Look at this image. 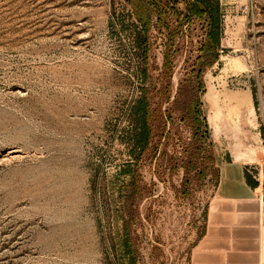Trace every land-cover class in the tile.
I'll return each instance as SVG.
<instances>
[{"label": "rangeland", "instance_id": "rangeland-1", "mask_svg": "<svg viewBox=\"0 0 264 264\" xmlns=\"http://www.w3.org/2000/svg\"><path fill=\"white\" fill-rule=\"evenodd\" d=\"M221 8L224 35L204 75V111L217 158L227 150L260 156L246 168L264 189V0H221ZM114 12L132 8L126 0H0V264H108L102 185L124 159L114 127L140 86ZM151 37L159 90L164 36ZM191 40L192 53L181 49L175 60L173 95L197 57L198 23L179 44ZM172 106L167 152L178 157L191 133ZM166 166L141 170L140 264H190L219 187L221 173L209 170L184 197L183 171L171 176Z\"/></svg>", "mask_w": 264, "mask_h": 264}, {"label": "trees", "instance_id": "trees-1", "mask_svg": "<svg viewBox=\"0 0 264 264\" xmlns=\"http://www.w3.org/2000/svg\"><path fill=\"white\" fill-rule=\"evenodd\" d=\"M126 1L131 5L132 12H114L113 17L117 19L121 32L126 33L130 40L137 62L135 75L140 80V86L137 96L123 109L119 128L114 127L124 148V159L114 165L115 172L105 174L102 185L108 264H140V205L148 197V190L142 185L141 170L145 165L156 167L162 160L171 176L183 171L180 191L184 197L189 195V186L197 176L202 177L209 170L220 175V159L211 139L202 98L206 92L205 72L220 58L224 35L221 0ZM196 23L202 34V40L196 44L197 57L192 65L185 68L190 72L179 81L173 95L172 79L177 55L184 49L187 56L195 47L192 40L182 47L179 38L186 32L191 34ZM153 31L164 36L161 68L164 85L159 90L152 80L149 65L150 54L154 50L151 42ZM171 104L179 105L178 119L191 133L189 140L182 142V152L178 157L169 156L167 152L168 142L176 134L172 129L177 125L173 106L169 107ZM245 177L250 187L259 186L250 172L246 171Z\"/></svg>", "mask_w": 264, "mask_h": 264}, {"label": "crops", "instance_id": "crops-1", "mask_svg": "<svg viewBox=\"0 0 264 264\" xmlns=\"http://www.w3.org/2000/svg\"><path fill=\"white\" fill-rule=\"evenodd\" d=\"M227 151L190 264H264V189L250 187L245 177L247 165L260 156Z\"/></svg>", "mask_w": 264, "mask_h": 264}]
</instances>
